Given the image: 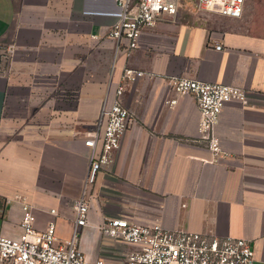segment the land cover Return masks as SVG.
Instances as JSON below:
<instances>
[{
    "label": "crops",
    "instance_id": "crops-1",
    "mask_svg": "<svg viewBox=\"0 0 264 264\" xmlns=\"http://www.w3.org/2000/svg\"><path fill=\"white\" fill-rule=\"evenodd\" d=\"M118 15L115 0H0V44L16 48L0 74V234L21 237L27 202L39 231L55 223L58 243L72 237L90 169L86 138L130 68L146 76L127 87L135 121L88 189L85 257L121 264L135 248L99 227L124 218L243 238L264 264V0H246L239 19L180 12L145 29L130 56L109 37ZM171 77L246 92L215 128L223 155L186 141L200 112L192 96L168 104Z\"/></svg>",
    "mask_w": 264,
    "mask_h": 264
},
{
    "label": "built area",
    "instance_id": "built-area-1",
    "mask_svg": "<svg viewBox=\"0 0 264 264\" xmlns=\"http://www.w3.org/2000/svg\"><path fill=\"white\" fill-rule=\"evenodd\" d=\"M119 10L118 20L109 37L124 45L127 55L139 47L143 31L168 19H175L185 8L194 12L215 13L239 19L244 14L246 0H115ZM216 49L221 50L222 46ZM15 45L0 44V74L15 55ZM146 76L144 72L126 68L114 99L104 105L96 129L85 141L90 149V169L81 196L75 201L76 225L72 237L58 243L55 223L46 230L36 228V217L27 202L22 206L19 239L0 234V264H108L104 260H88L80 248L82 229L88 226L90 201L89 187L98 175L114 163L115 154L122 145L125 134L135 121L134 114L124 104L127 87ZM168 82L175 105L179 97L196 99L200 121L198 134L187 138L189 143L205 147L214 157L224 154L220 138L215 133L224 106L231 101L245 102L247 94L242 89L198 79L171 77ZM107 239L134 247L121 264H255L256 252L251 241L210 236L184 230H169L159 223L136 224L124 218H107L99 227Z\"/></svg>",
    "mask_w": 264,
    "mask_h": 264
},
{
    "label": "rangeland",
    "instance_id": "rangeland-1",
    "mask_svg": "<svg viewBox=\"0 0 264 264\" xmlns=\"http://www.w3.org/2000/svg\"><path fill=\"white\" fill-rule=\"evenodd\" d=\"M181 13H184V14H191V13H193L194 14V10L192 9V8H185V9H183L182 11H181ZM91 133V132H90ZM90 133H88V135L90 134Z\"/></svg>",
    "mask_w": 264,
    "mask_h": 264
}]
</instances>
